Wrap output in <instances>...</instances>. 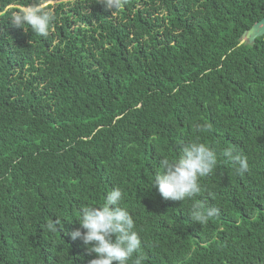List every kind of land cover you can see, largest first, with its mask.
<instances>
[{"label":"trees","instance_id":"16d2710c","mask_svg":"<svg viewBox=\"0 0 264 264\" xmlns=\"http://www.w3.org/2000/svg\"><path fill=\"white\" fill-rule=\"evenodd\" d=\"M35 2L0 0V264H89L79 208L114 187L145 264H264V32L245 38L264 0H43L46 38L11 20ZM196 139L218 152L202 192L148 189L156 160ZM193 203L220 213L198 223Z\"/></svg>","mask_w":264,"mask_h":264},{"label":"clouds","instance_id":"9594fccd","mask_svg":"<svg viewBox=\"0 0 264 264\" xmlns=\"http://www.w3.org/2000/svg\"><path fill=\"white\" fill-rule=\"evenodd\" d=\"M97 3L115 11L126 0H97ZM56 19L43 0L20 8L11 18L15 26L25 29L27 25L32 32L45 38L53 30ZM197 129L203 131L200 125H197ZM221 154L238 174L243 175L248 171V158L241 151L225 148ZM217 163V149L196 139L183 145L178 156H161L156 160L155 174L148 189L158 186L159 193L165 199L182 202L193 200L202 192L201 180L214 171ZM124 200L122 188L114 187L106 193L102 204L79 208L76 220L81 227L72 233V237L80 238L88 246L89 252L95 253V258L89 264H145L142 239L133 214L124 206ZM219 213L218 207L204 203H193L190 209L191 218L201 224ZM61 223V220L55 219L47 224V228L53 232L60 231L63 228L60 227Z\"/></svg>","mask_w":264,"mask_h":264},{"label":"water","instance_id":"95a60500","mask_svg":"<svg viewBox=\"0 0 264 264\" xmlns=\"http://www.w3.org/2000/svg\"><path fill=\"white\" fill-rule=\"evenodd\" d=\"M264 32V17L256 21L251 28L247 31L245 38H253Z\"/></svg>","mask_w":264,"mask_h":264}]
</instances>
